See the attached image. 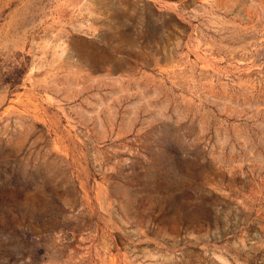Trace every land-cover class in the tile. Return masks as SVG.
<instances>
[{"label": "rangeland", "instance_id": "obj_1", "mask_svg": "<svg viewBox=\"0 0 264 264\" xmlns=\"http://www.w3.org/2000/svg\"><path fill=\"white\" fill-rule=\"evenodd\" d=\"M0 264H264V0H0Z\"/></svg>", "mask_w": 264, "mask_h": 264}]
</instances>
